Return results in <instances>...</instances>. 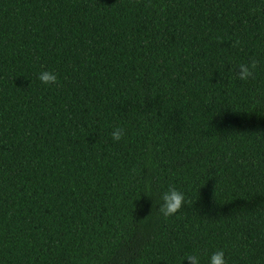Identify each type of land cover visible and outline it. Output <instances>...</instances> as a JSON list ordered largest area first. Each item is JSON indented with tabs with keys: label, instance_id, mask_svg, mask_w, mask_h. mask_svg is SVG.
I'll return each mask as SVG.
<instances>
[{
	"label": "trees",
	"instance_id": "trees-1",
	"mask_svg": "<svg viewBox=\"0 0 264 264\" xmlns=\"http://www.w3.org/2000/svg\"><path fill=\"white\" fill-rule=\"evenodd\" d=\"M221 249L264 264V0H0V264Z\"/></svg>",
	"mask_w": 264,
	"mask_h": 264
},
{
	"label": "clouds",
	"instance_id": "clouds-1",
	"mask_svg": "<svg viewBox=\"0 0 264 264\" xmlns=\"http://www.w3.org/2000/svg\"><path fill=\"white\" fill-rule=\"evenodd\" d=\"M222 41L218 40L217 43ZM241 44L239 39H236L232 42L231 47L238 48ZM259 67V61L256 59H250L248 63H242L238 65V71L236 76L241 81H247L251 78H254V74ZM38 80L45 85H56L58 84L57 76L54 72L42 71L38 75ZM257 135H262L257 133ZM111 139L114 142H119L125 136V129L122 127H115L110 133ZM135 169H133V172ZM162 203L159 207V212L165 217L175 215L181 210L185 204V196L183 192L178 191L174 186H170L166 192H164L160 197ZM224 251L217 250L209 257V264H226L224 258ZM185 260L188 264H200V260L197 254L188 255Z\"/></svg>",
	"mask_w": 264,
	"mask_h": 264
}]
</instances>
